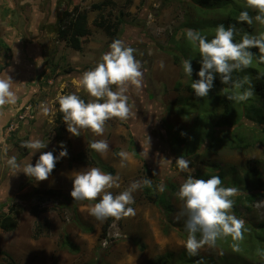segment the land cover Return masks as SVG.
Returning a JSON list of instances; mask_svg holds the SVG:
<instances>
[{
  "label": "rangeland",
  "instance_id": "1",
  "mask_svg": "<svg viewBox=\"0 0 264 264\" xmlns=\"http://www.w3.org/2000/svg\"><path fill=\"white\" fill-rule=\"evenodd\" d=\"M11 1H14L17 6L18 17L12 18L11 16L9 18L10 23L7 25L10 28L7 30L3 26L4 21L0 22V51L2 52L6 51L2 45L3 42L7 44L6 41H9L7 38L4 39L2 34L5 31L8 33L11 28L18 32L11 23L17 24L19 16H24L27 13L26 7L28 5L32 7L37 3V0H29L30 2L26 0L27 4L22 6L23 0H0V12L2 9L4 11V8L9 9L8 3ZM103 1H107L109 4L102 9L92 8V4ZM46 2L47 0L40 1L41 9L45 8ZM68 4H70V0H60L58 4L60 6L56 8L57 13L60 14L61 7L64 5L67 8ZM83 4H85L83 7H87L89 12L92 35L82 42L81 51L66 46L62 41L56 43V34L49 37L52 43L50 44L52 59H56L54 62L59 65L61 70L58 75L62 76L68 69H73L74 73L72 76L70 75L71 77L67 75V79L63 81L60 76L55 80L57 82L55 88H52L54 81L52 84H49L48 79L43 82L45 88L43 91L46 94L38 96L37 99L44 100L46 95H51L53 98L47 116L50 114V119L54 120L59 108L58 97L61 95L75 93L88 100L91 99L79 85L80 74L85 72L86 68L88 70L94 68L102 54L109 51V45L116 39L124 41L125 45L136 50L135 56L143 65L144 83L139 90L130 89L134 93V97L128 94L130 96L129 104L136 112L134 119L128 122L115 119L108 121L104 135L99 137L89 131H81V136H71L66 131L61 141L68 152V156L62 158L66 164L65 169L74 170L76 166L79 167L78 171L91 168L79 166V163H70L69 160L73 154L79 151L90 153L88 147L90 142L106 140L110 145L109 152L107 158H101L116 168V175L120 178V187L112 189L113 193L124 191L133 181H142L145 178L151 179L152 183H157V186L175 184L176 191L165 188V191L160 192L156 188V192L162 200L167 196L170 198L173 209L169 219L173 220L174 224L170 227L169 232H166L165 222L167 220L163 209L149 199L144 187L133 193L135 203L130 206L135 209L136 215L119 221L114 220L108 238L103 240L102 230L105 221L99 222L89 214V210L93 206L92 202L76 203L81 223L85 227L92 228L88 232L79 227L74 210L69 208L70 204L66 207L61 205L60 201H48L42 204V207H47L48 211L36 216L33 211L34 206L39 204L34 195L36 182L22 172L11 175L7 165L8 159L13 156L19 162L24 164L31 162L33 165L39 158V151L32 155L29 150V154L24 156V152L28 149L22 147V144L29 139H25L20 134L23 125L21 123L15 130L16 135L9 136L8 130L4 131L5 143L13 145L9 147L0 145V211L9 213V207L16 205L18 218V227L15 231L6 232L0 229V249L11 254L19 264H151L154 262L162 264L159 262V258L167 252L177 255L185 250L184 244L187 239L179 232L178 227L180 224V227L185 230L186 217H181L179 221L176 220L183 207L182 201L179 200L176 193L186 179V174L180 173L175 165L176 158L180 157L178 151L187 152V159L191 161L190 167L195 168L193 173L195 178H199V175H206L204 173L217 175L219 168L213 169L209 165L220 164L223 167L221 171L223 169L225 171V176L222 179L223 186L238 188V195L264 193V98L258 94V87L254 86L256 81L253 78L255 70L258 69L260 73L264 72V63L258 62L259 50L251 49L255 54L252 66L242 71L243 73L233 72L232 74L233 78L236 75L240 78L248 76L252 81L253 95L245 102L230 106L231 113L229 115L224 114L223 110L216 111L212 106L216 100L214 91L218 92V85L222 84L219 76L216 77L214 87L209 97L204 99L205 101L196 100L191 106H183L179 97L188 95L184 88L185 83L199 79L196 74L201 66L199 63L201 58L198 48L186 40L182 30L195 29L211 39L219 24H224L225 27L234 24L239 30V34L236 36V42H239L244 33L264 34V25L256 22L252 25L235 24L229 20V13H233V17H236L237 21L239 13L244 10L249 11L252 16L256 15L252 10L246 8L245 0H225L218 4L212 3V5H221V7L215 6L214 8L201 7L199 0H88V2L83 0ZM213 9L216 11L214 12ZM121 13L124 24L117 25L116 22L121 17ZM10 15H12V9ZM102 19H106L108 23H113L116 26V30L112 31V34H106L103 29L93 24L94 20L102 21ZM249 28H252L253 31H249ZM12 31L9 33L14 34ZM34 39L35 43L41 46L42 38L35 37ZM60 48L61 50L58 51ZM74 51H79L80 54H76ZM0 57L3 60V53ZM177 57H179L178 63L174 61ZM184 59H192V77L186 76L183 72L182 61ZM161 62H163V68L160 67ZM52 75L53 72L49 74V76ZM255 78H257L256 75ZM181 83H183L182 86ZM58 85L59 87H57ZM247 87L245 85V88ZM237 91L243 92L244 89ZM37 99H34L35 112L39 108L37 103L40 100ZM182 109L185 110V114L180 112ZM20 115L29 119L33 118V113L28 109ZM21 119L18 118V120ZM48 122L50 121L48 120ZM46 125L48 126L44 129V133L48 134L54 130L55 120L53 124L47 123ZM169 125L172 126V129L169 128ZM172 130L175 133H172ZM184 131L189 133L188 136L181 135ZM160 135H165L166 138L163 136L164 138L161 140ZM42 137L44 138L43 142L48 143L43 150L45 152L53 150L54 155L58 156L59 152L63 150L59 147L61 142L57 144L53 141L54 147L48 149L52 142L51 137L43 134ZM184 138L186 140H183ZM181 141H183L182 146L186 147L188 151H182V147L177 149ZM253 142H255L253 146L246 148H229L237 146L239 143L245 145ZM134 146L138 148L142 158L134 155ZM121 150L127 151L131 157L123 168L120 167V158L117 155ZM198 152L199 154H197ZM203 160L204 162H202ZM144 164L148 165L153 174L147 172ZM62 181V183L59 181L56 184L54 178L49 177L48 180H45L44 186L47 188L56 184L57 187H65L67 181ZM65 194L69 196V199L72 198L70 193ZM237 196L233 199L235 200ZM253 210V212H247L239 206V211L234 214L243 219L245 225L249 221L263 220L264 195L256 200ZM45 221H49V227L45 226L44 234L35 237L38 223H45ZM66 234L74 244L79 246L80 251L75 253L61 247ZM197 236L199 238V234ZM224 248V244L217 241L216 247L205 246L199 254L213 258L217 263L225 258L238 260L235 254ZM247 259L249 263L255 264L249 257ZM54 260L57 261L54 262ZM3 261V255L0 254V264H4Z\"/></svg>",
  "mask_w": 264,
  "mask_h": 264
},
{
  "label": "clouds",
  "instance_id": "2",
  "mask_svg": "<svg viewBox=\"0 0 264 264\" xmlns=\"http://www.w3.org/2000/svg\"><path fill=\"white\" fill-rule=\"evenodd\" d=\"M79 1L83 7L85 5L83 0ZM245 4L246 8L256 15H250L247 10L241 11L237 18L238 23L252 25L256 22L264 25V0H245ZM182 34L191 45L198 48L201 58L199 61L201 66L196 74L199 79L192 80L191 83L195 97L199 99L209 97L217 76L223 85H231L234 90L244 89L243 92L234 91V94L228 97L229 100L239 103L252 97L251 79L244 76L233 81L232 74L252 66L255 55L251 51L253 48L259 50L258 62L264 63V34L244 33L240 41L236 42L239 30L234 24L227 27L219 24L211 39L191 28L182 30ZM177 38L179 39V36ZM135 52L136 50L125 45L124 41L114 40L109 45V51L102 54L95 67L83 72L79 77L80 87L91 99L85 102L75 93L58 97L59 111L63 114L64 123L71 136H81V131H89L98 137L103 136L108 121L115 119L128 122L136 117L133 106L129 104L128 92L130 89L139 90L143 87L144 72L143 65L136 58ZM191 60L182 61L183 72L189 77H192L193 73ZM160 67H164L163 62L160 63ZM245 85L248 87L245 88ZM13 86L14 81L9 75L0 76V110L17 102ZM28 106H31L30 111L33 113L32 103L25 106L23 111H26ZM42 107L46 115L49 109L46 106ZM23 111L6 125L4 131L8 130L9 136L16 135L15 130L18 125L27 119L23 117L18 120ZM181 135L185 134L181 133ZM148 143L150 144L149 137ZM47 145L48 143H44L41 139L33 138L25 141L22 147L31 150L34 155L45 149ZM59 147L63 150L58 156L54 155L53 151L42 152L34 165L31 162L27 164L19 162L15 156L9 158L7 165L11 175L22 172L35 182L48 180L58 160L68 156L63 142L59 144ZM88 147L101 157L107 158L110 145L106 140L100 139L90 142ZM117 155L120 158V167H125L126 162L131 158L130 154L121 150ZM190 164L191 161L183 155L175 160L179 172L186 174L185 181L176 193L183 204L176 220L186 217L184 227L187 239L184 247L187 255L196 257L205 246L214 248L218 240L229 237L233 241V250L239 251V242L244 240L245 233L248 231L245 221L238 218L233 211L235 207L233 198L239 194V189L223 186V181L218 175H212L208 179L195 178L193 175L195 168L190 167ZM69 178L72 180L70 192L72 199L76 202H92L93 206L89 214L99 222L109 218L119 221L134 217L135 209L130 206L135 203L133 193L143 187H152L151 179L145 178L142 181H133L126 190L114 194L112 189L120 187L119 176L106 173L98 167L74 171ZM157 188L160 192L165 191L163 184L158 185ZM257 254L264 259V249H257Z\"/></svg>",
  "mask_w": 264,
  "mask_h": 264
},
{
  "label": "trees",
  "instance_id": "3",
  "mask_svg": "<svg viewBox=\"0 0 264 264\" xmlns=\"http://www.w3.org/2000/svg\"><path fill=\"white\" fill-rule=\"evenodd\" d=\"M223 1H225V0H199V3H200L201 7H204V8H209V7L212 8L213 7L214 8L215 6L221 7V5H212V3L218 4V3L223 2ZM108 4L109 3L107 1H103L100 3H94V4H92V8L93 9H102L104 6H106ZM63 8H64V6L61 7V10H62L61 13L60 14L58 13L59 17H58V22L56 23V26L54 25L55 26L54 29H50V31L55 32L57 34L58 38L65 40L66 42H69V44L74 49H78L79 51H81L82 50V42L92 35L88 9L81 7V2L79 0H70V4L67 5V8L66 9H63ZM213 10H214V12L216 11L215 9H213ZM203 12H205V11L203 10ZM2 17H3V15H2ZM228 18H229V20L233 21L235 24L238 23L235 20L236 17H233V13H229ZM2 20H3V18H2ZM93 24H95L98 28L103 29L106 32V34H108V35L112 34V31L116 30V26L113 23H110V22L108 23V21L106 19H102V21L101 20L100 21L94 20ZM116 24L117 25L118 24L119 25L124 24V19H123L122 13H121V17L117 20ZM248 30L251 32L253 31L252 28H249ZM2 45L6 49V51L11 50V47L9 46L8 43L6 44L3 42ZM172 50H173V48H172ZM174 61L178 63L179 57L175 58ZM52 71H55V69ZM66 72L67 73H70V72L74 73V70L68 69ZM254 72L255 73L253 75V78L256 81L254 86L258 87V89H257L258 94H261L262 97L264 98V72L260 73L258 69L255 70ZM255 75L257 76V78H255ZM238 79H241V78L238 75H236L233 78V81H236ZM191 83H192V81H189V82L184 84L185 85L184 88L186 89V92L188 93V95H184V96L179 97V101L183 102V106H185V105L191 106L196 102V100H199L202 102L206 100V98L199 99V98L195 97L194 92L191 88ZM180 85L182 86L183 83H181ZM222 88H224V89L222 91H220ZM216 91H214L215 92L214 96L216 97L215 104H213L212 106L214 107V109L216 111L219 112V111L223 110L224 114L229 115L231 113L230 106L233 107L234 104H235V106L240 104L238 102H235L233 100L228 99V97L230 95H233L234 91H237V90H234L231 87V85L219 84L218 85V92H216ZM128 94L131 97H134V93L131 92L130 90H129ZM189 94H190V96H189ZM80 97L82 99H84L85 102L89 101L86 97H82L81 95H80ZM192 98H194V99H192ZM176 109H178V108H176ZM176 111H178V110H176ZM180 112L185 114L184 109H182V111H180ZM169 128L172 129V126L169 125ZM66 131H67V125L64 123L63 114L59 111V108H58L54 130L48 134L46 132L44 133L45 136L48 135L49 137H51V140H52L48 149H52L54 147L53 146L54 142L55 143L57 142V144L60 143L63 140ZM172 133H175V132H173V130H172ZM183 133L185 134V136H188V134H189L187 131H184ZM163 136L166 138L165 135H163ZM163 136L160 135L161 140H163V138H164ZM183 140H186V138H184ZM182 142L183 141H181L180 144H178L179 147L177 149L182 147V151H185V150L188 151V149L186 147L182 146ZM254 143L255 142L250 143V144L247 143L245 145H240V143H239L237 146L229 147V148H246V147H249L251 145L253 146ZM132 145H133V142H132ZM28 151H29V149L27 150V153H28ZM133 152H134V155L136 157L142 158V155L138 151V148H136L135 146L133 147ZM27 153L24 152V156L28 155ZM215 153H217V152L215 151ZM178 154H179V156L183 155L186 159L188 157L187 152L184 153V152L178 151ZM197 154H199V152ZM69 161H70V163H73V164L79 163V165H82L85 167H98L102 171H104L106 173H111L114 176L117 173L116 168L112 164L104 161L101 158V156L97 152L93 151L91 148H90V153H88L86 151H79L76 154H73ZM202 162H204V160ZM60 164H61V161L58 160L54 171L56 170V168ZM73 164H71V165H73ZM209 166L213 169L219 168V173L217 175L221 179L224 178L225 171H224V169L221 171V169L223 167L220 164H215L214 166H211V164H210ZM144 167L148 173L153 174V171L151 169H149L147 164H144ZM53 172H52V174H53ZM204 174H206V175H204V176L199 175V178L208 179L212 176L209 173L208 174L204 173ZM156 188H157V183H152L151 188L144 187L146 195L149 196V199L153 202H156V204L160 208L163 209V213L166 216V220H167L165 222V230H166V232H169L170 227L174 224L173 220L169 219L170 218L169 215L172 213V209H173L172 204H171V200L168 196L162 200L161 196L156 192ZM165 188H168L170 190L172 189L173 191L177 190V186L175 184L166 185ZM34 195L36 196L37 200L39 201V204L35 205L33 208V211H34L36 216H40L41 214L46 213L48 211V208L42 207V204H44L48 201H51V200H57V201H60L59 203L61 205H64L66 207H68V205L70 204L69 208H72L74 210V213L76 215V219H77V221H79L78 225L83 231L88 232V231L92 230V228L85 227L80 221L79 214L77 212L76 203H81L82 201L76 202L72 198L69 199V196H67L61 190L53 189V188H41V189L35 188ZM263 195H264V193H260V192L256 193V194L247 193V194L238 195L235 198V207H234L233 211L234 212L239 211V206H240V207H243V209L247 212H251V211L253 212L254 211L253 206H254L256 200ZM16 212H17L16 211V205H11L9 207V213L0 211V229H2L3 231H6V232H12V231H15L17 229L18 218H17ZM113 221L114 220L112 218H109L108 220L105 221V224L103 225V230H102V240L108 238V233H109V230H110V227H111ZM45 226L49 227V221H45V223H38L37 230H36V233L34 236L39 237L41 234H44ZM180 226L181 225L179 224L178 225L179 232L182 235H185L187 237L186 231L183 230ZM245 226L248 229V231L245 233L244 240L239 242V247H240L239 251L233 250V247H232L233 241L231 240L230 237L226 238L225 240L224 239L218 240V241H220V243L222 242L224 244V246H225L224 249H228L231 253H233L237 256L238 260H236V261L228 260L225 257H223L225 259H223V261L221 260V262L217 263V261L215 259L208 258V257L202 256L200 254L196 257H189L186 253V250H183L182 252L178 253L177 255H175V253H173V252H167L159 258V262L162 264H197V262H199V264H251V263H249V261L247 259L249 257L250 260L252 262H254L255 264H264V259H262L257 254V249H264V219L263 220L260 219V220L249 221ZM61 247L65 248L67 250H71L72 252H75V253L80 251L79 246H77L76 244H74L71 241L68 234H66V236L64 237L63 242L61 243ZM0 254L3 255L4 264H19L18 262H16V260L13 258V256L11 254H9V253L1 250V249H0ZM56 261L57 260H54V262H56ZM151 264H157V263L154 262Z\"/></svg>",
  "mask_w": 264,
  "mask_h": 264
},
{
  "label": "crops",
  "instance_id": "4",
  "mask_svg": "<svg viewBox=\"0 0 264 264\" xmlns=\"http://www.w3.org/2000/svg\"><path fill=\"white\" fill-rule=\"evenodd\" d=\"M23 1L24 3H22V6L27 4L26 0ZM40 1L42 2V0H37L36 5H32V7L28 5L26 7L27 13L24 16L21 17L19 16V20L17 24H14L13 22L11 23V25L15 27V29L18 30V32H15L14 29L11 28L8 31V33L5 31L4 34H2L4 39L7 38V40H9L6 42L11 47V50L3 51V52L0 51V56L2 53L4 56L3 60L0 57L1 59L0 76L9 75L13 79L14 81L13 87L17 95V102L14 105H7L4 107V109L0 110V112H2V114H0V145L1 146L3 145L5 147H9L13 145V144L5 143L6 136L4 135V129L6 125L10 121H12L19 112L23 111L24 107L27 106L28 104L32 103L33 105V118L32 119L27 118L22 123L23 125L20 134H22V136L25 139L30 140L33 138H38L43 141L44 138L42 137V134L44 135V129L48 126L46 124L47 123L53 124L54 120H56L57 117L56 115L54 117V120L50 119V114L47 116L48 113L45 115L43 112L42 106H46L49 110L50 107L52 106L53 98L51 97V95H46L44 100L41 98L37 99V97L46 94L43 91L45 90V88L43 87V82L46 79H48L49 84H52V82L54 81L52 88H55V86L57 85V82H55V80H57L61 76L58 75L61 71L60 67L58 64L54 62V60L56 59L55 58L54 60L52 59L53 55L52 52H50L51 50L50 44L52 43L51 40L49 39L50 36L56 34L55 32H51L50 29H54L56 23L58 22L59 14L57 13L56 8L60 6L58 5L60 0H47L44 9L40 8L39 5ZM28 2L30 1L28 0ZM8 5H9L8 7L9 9L4 8L5 7L4 6L3 7L4 11L2 9V12H0L1 13L0 21H2L3 18L4 21L3 26L6 30L7 28H10V26L8 27L7 25L10 23L9 18L11 16L12 18L18 17V11H17L18 9L14 1L9 2ZM11 9H12V15H10ZM63 9H65V6ZM2 15L4 16L2 17ZM27 25L29 26L27 27ZM10 31H12L14 34L9 33ZM35 37H38L40 39L42 38L41 46L40 45L38 46V44L35 43L36 42V40L34 39ZM56 40H57L56 43L62 41L65 42L66 46L72 47L69 44V42H66L65 40L58 38V36H56ZM55 46L57 45L55 44ZM60 50L61 48L58 49V51ZM74 52L76 54L78 53L80 54L79 51L78 52L74 51ZM54 69L55 71H52ZM77 70L80 71V69ZM87 70L88 68L85 69V71ZM66 71L65 74H62L61 76L62 81L66 80L67 79L66 77L70 75L72 76V72L67 73ZM51 72H53V75L49 76ZM57 87H59V85ZM35 89L36 91H34ZM40 90L41 92L36 94ZM34 99L40 100L37 103L39 108L36 112L34 107V101H35ZM48 120L50 122H48ZM25 152L27 153V150ZM41 152H45V150L43 149L40 150L38 152V157L41 154ZM27 154H29V151ZM60 161L61 164L56 168L53 174L50 175V177L54 178V182L56 184L59 181L61 182L62 180H65L67 181V185L65 187L62 186L57 187L55 186L56 184H54L55 187L52 186L47 188L58 189L61 190L63 193H70L72 190V180L69 177L72 172L78 171L77 169L79 167L78 168L77 166L76 168L74 167V170H66L65 162L62 160V158L60 159ZM79 171H81V169ZM44 182L45 181L36 182L35 186L40 189L45 188L46 186H44Z\"/></svg>",
  "mask_w": 264,
  "mask_h": 264
},
{
  "label": "built area",
  "instance_id": "5",
  "mask_svg": "<svg viewBox=\"0 0 264 264\" xmlns=\"http://www.w3.org/2000/svg\"><path fill=\"white\" fill-rule=\"evenodd\" d=\"M27 109L30 110L31 109V106H28ZM21 118H23V116H21Z\"/></svg>",
  "mask_w": 264,
  "mask_h": 264
}]
</instances>
